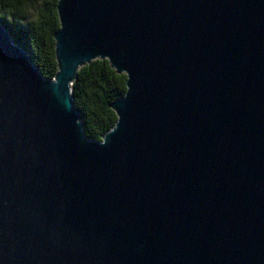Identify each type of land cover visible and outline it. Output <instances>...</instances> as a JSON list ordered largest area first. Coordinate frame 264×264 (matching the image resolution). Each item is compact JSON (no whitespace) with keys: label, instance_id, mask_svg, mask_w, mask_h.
<instances>
[{"label":"water","instance_id":"1","mask_svg":"<svg viewBox=\"0 0 264 264\" xmlns=\"http://www.w3.org/2000/svg\"><path fill=\"white\" fill-rule=\"evenodd\" d=\"M44 79L0 24V264H264V0H57ZM126 77L101 137L71 87Z\"/></svg>","mask_w":264,"mask_h":264},{"label":"trees","instance_id":"2","mask_svg":"<svg viewBox=\"0 0 264 264\" xmlns=\"http://www.w3.org/2000/svg\"><path fill=\"white\" fill-rule=\"evenodd\" d=\"M56 4L57 0H0V24L47 80L57 72L53 40L59 29ZM125 82L126 77L117 75L107 61L95 60L77 72L71 96L89 140L101 142L113 128L117 118L109 106L124 96Z\"/></svg>","mask_w":264,"mask_h":264}]
</instances>
